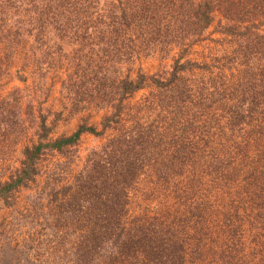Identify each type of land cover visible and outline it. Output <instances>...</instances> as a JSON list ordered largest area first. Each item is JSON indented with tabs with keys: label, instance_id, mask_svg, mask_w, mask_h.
Returning a JSON list of instances; mask_svg holds the SVG:
<instances>
[{
	"label": "rangeland",
	"instance_id": "obj_1",
	"mask_svg": "<svg viewBox=\"0 0 264 264\" xmlns=\"http://www.w3.org/2000/svg\"><path fill=\"white\" fill-rule=\"evenodd\" d=\"M220 31V18L217 17L206 38L182 56V62L192 63L182 75L196 90L192 98L196 102L185 99L183 108H196L200 115L208 112L222 115L217 110L225 92L214 93V88L226 85V93L231 98L243 97L247 103L257 98L261 87L259 71L248 72L252 70L245 66L249 58L255 64L254 52L241 50L243 43L239 37H230ZM6 45L0 43V98L19 90L22 113L32 121L29 123L30 136L35 138L37 129L32 118L34 109L35 115L42 113L48 119L53 128L51 139L72 135L81 123L101 131L105 116L115 120L102 135L86 133L76 147L67 148L64 153H48L39 163L41 171L37 180L16 191L8 204L0 202V264H94V261L82 259L87 257L73 247L80 239L75 225H67L61 233L54 230L65 221L51 219L55 212L50 209L51 199L56 188L61 197L81 191L85 181L94 175L102 177L104 193H111L114 182L105 176L117 172L116 169L127 171L119 177L121 185L118 184L120 188L127 183L125 191L122 192V188L116 191L121 193L125 208L124 233L152 234L151 231H155L154 236L165 243L169 240L181 243L184 264H264V218L259 216L260 206H257L262 201L251 197L246 180L253 177L249 174L252 168L258 170L261 165L242 164L245 160L239 155L233 163L240 167V174L232 166L220 170L217 163L207 160L193 166L191 155L184 154L185 147L177 145V141L188 139L184 132L177 134L175 140L168 134L174 127L185 129L189 138L194 132L191 121L180 117L182 109L178 106L183 102L175 101L176 95L152 81L156 77L166 83L173 82L170 79L174 80L173 66L181 56L179 48L119 65L121 77L136 79L139 74H145L149 84L125 100L120 116L122 122L116 124L118 116L112 115L115 110L110 108L71 111V97L64 86L67 85L66 62L59 67L45 66L40 70L33 63L29 44L15 47L10 50L11 54L6 53ZM228 139L219 138L212 146L218 148L220 143L230 146L232 158L235 156L232 140ZM28 142L25 139L17 147L10 166H19ZM113 142H119L128 160L111 154L102 158L107 161L106 173H94L96 162L101 156L105 157L102 152L110 149ZM87 170L90 173H85ZM223 171H228L229 175L224 176ZM74 190L77 191L73 193ZM195 207L201 209V214ZM232 225L239 227V239L230 232L234 228Z\"/></svg>",
	"mask_w": 264,
	"mask_h": 264
},
{
	"label": "trees",
	"instance_id": "obj_2",
	"mask_svg": "<svg viewBox=\"0 0 264 264\" xmlns=\"http://www.w3.org/2000/svg\"><path fill=\"white\" fill-rule=\"evenodd\" d=\"M4 1L9 3L0 2V43L7 44L6 53L11 54L10 50L15 47L29 44L33 63L40 70L45 66L59 67L66 62L67 85L64 86L71 97V111L110 108L115 110L112 115L118 116L116 124L122 122L120 116L125 100L149 84L145 74H139L136 79L121 77L119 65L152 53H171L179 48L181 56L173 66L174 80L170 79L173 82L166 83L156 77L152 81L176 95L175 101L183 102L177 105L182 109L180 117L191 121L194 132L189 138L184 127V131L174 127L168 134L175 140L177 134L184 132L188 139L177 141V145L185 147L184 154L191 155L193 166L207 160L217 163L220 170L232 166L240 174V167L233 163L239 155L245 160L242 164H260V169L252 168L249 174L253 177L246 180L251 197L262 201L257 206H260L259 216L264 218V0ZM217 17L220 18L221 33L239 37L243 43L241 50L254 52L255 64L249 58L247 61L250 62L245 66L252 70L248 72L259 71L261 87L257 98L247 103L243 97L231 98L226 93V85L214 88V93L225 92L217 110L222 115L208 112L201 116L196 108H183L185 99L196 102L192 101L196 90L182 75L192 64L189 60L182 62V56L191 46L206 38ZM19 98V90L0 98V202L7 201V204L16 191L37 180L41 171L39 163L48 153H64L67 148L76 147L86 133L102 135L115 120L105 116L101 131L93 125L81 123L72 135L51 139L53 128L48 119L42 113L35 115L34 109L32 118L37 125L34 138L29 133L32 121L22 113ZM222 137L232 140L234 157L229 155L230 146L221 143L218 148L212 146ZM25 139L29 144L22 152L19 166H10L13 154ZM111 154L128 160L119 142H113L110 149L102 152L105 157L101 156L96 162L94 173H106L104 165L107 161L102 158ZM116 171L105 176L114 182L111 187L115 191L111 193H104L102 177L95 175L85 181L81 191L75 193L77 190H74L75 194L69 197H61L57 188L54 189L50 209L55 212L51 219L65 221L63 226L54 230L61 233L67 225H75L80 239L73 247L87 257L82 259L94 261V264H184L181 243L172 240L165 243L154 236L155 231H151L153 235L124 233L125 208L121 193L116 191L122 188L123 192L127 183L119 188V177L127 171ZM223 173L229 175L228 171ZM195 208L197 212L201 210ZM48 228L52 229L50 225ZM230 232L240 238L239 227Z\"/></svg>",
	"mask_w": 264,
	"mask_h": 264
}]
</instances>
